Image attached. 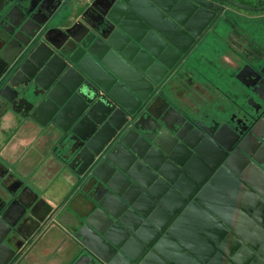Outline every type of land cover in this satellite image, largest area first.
<instances>
[{"label":"water","instance_id":"water-1","mask_svg":"<svg viewBox=\"0 0 264 264\" xmlns=\"http://www.w3.org/2000/svg\"><path fill=\"white\" fill-rule=\"evenodd\" d=\"M182 1L208 9L204 0H112L101 30L89 28L79 40L57 44L45 30L28 42L14 35L24 47L5 70L16 67L0 96L19 114L17 104L28 103L33 112L25 119L61 131L77 174L104 187L72 235L88 251V264H264V177L243 169L220 131L212 136L181 123L173 131L167 116L144 133L132 123L151 92L156 62L171 68L144 35L146 25L166 36L158 17L176 22ZM196 221L213 242L192 237ZM8 230L0 217V264L14 259L4 242Z\"/></svg>","mask_w":264,"mask_h":264},{"label":"flooded vegetation","instance_id":"flooded-vegetation-1","mask_svg":"<svg viewBox=\"0 0 264 264\" xmlns=\"http://www.w3.org/2000/svg\"><path fill=\"white\" fill-rule=\"evenodd\" d=\"M67 1L0 0V33L11 38L17 35L28 42L32 35L43 32L62 15ZM204 1L207 10H190L191 6L182 1L181 5L186 9L175 11L176 22L158 17L166 36L153 31L150 24L146 25L149 29L144 35L155 46L157 44L160 57L171 68L156 62L157 75L155 79H149L151 85L147 87L151 92L139 104L132 123H137L138 131L144 133L147 127L167 116L172 130L175 123H181L188 131L205 129L212 136L220 131L224 142L233 148V152L237 150L235 154L245 162L243 169L251 168L264 177V162L258 161H264V0ZM15 70L16 67H12L0 74V89L8 86ZM105 77L112 81L110 75ZM100 91L99 94L109 97L107 91ZM7 93L12 94L9 90ZM26 96L37 101V98ZM18 105L22 117L33 112L28 103ZM13 107L0 96V109L14 111ZM52 132L57 136L52 153L77 174L78 163L74 161L75 156L67 155L63 148L61 131L54 128L50 134ZM241 144L247 152L238 149ZM4 176L5 170L0 166V217L9 227L4 242L14 251L11 264H20L44 232L49 218L31 235L24 230L23 219L17 223L6 219V212L19 209V205L14 193L16 181L11 176L6 180ZM89 185L96 209L104 187L97 178ZM22 210V215L29 218V209ZM78 244L80 249L75 261L81 256L90 261L86 248Z\"/></svg>","mask_w":264,"mask_h":264},{"label":"crops","instance_id":"crops-1","mask_svg":"<svg viewBox=\"0 0 264 264\" xmlns=\"http://www.w3.org/2000/svg\"><path fill=\"white\" fill-rule=\"evenodd\" d=\"M111 1L68 0L58 22L50 24L45 33L58 44L66 37L81 38L89 28L100 31L101 13ZM5 36L0 33V74L24 47L21 41ZM53 129L12 110L0 109V166L6 180L11 176L17 183L14 193L19 205L5 217L14 223L23 219L21 225L29 235L49 218L20 264H88L83 256L75 261L80 247L72 235L95 210L93 190L55 158L52 147L57 136L50 134ZM22 209H29V218L22 215ZM196 222L191 225L192 237H198L197 242L202 244L213 242L203 221Z\"/></svg>","mask_w":264,"mask_h":264},{"label":"rangeland","instance_id":"rangeland-1","mask_svg":"<svg viewBox=\"0 0 264 264\" xmlns=\"http://www.w3.org/2000/svg\"><path fill=\"white\" fill-rule=\"evenodd\" d=\"M60 17H61V16H60ZM60 17H59L58 19H60ZM58 19H55L53 23H56V22H58Z\"/></svg>","mask_w":264,"mask_h":264}]
</instances>
